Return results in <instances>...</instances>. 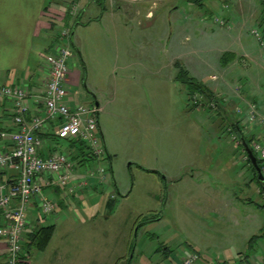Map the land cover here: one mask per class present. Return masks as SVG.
<instances>
[{"label":"rangeland","instance_id":"obj_1","mask_svg":"<svg viewBox=\"0 0 264 264\" xmlns=\"http://www.w3.org/2000/svg\"><path fill=\"white\" fill-rule=\"evenodd\" d=\"M261 1L237 2L244 11H258L239 24L246 28L237 36L257 54H264V47L251 29L264 39ZM234 2L203 0L198 6L170 0L164 7L150 6L151 27L120 14L74 26L70 74L76 83L82 77L84 82L75 97L92 104L94 96L98 103L100 136L110 155L100 164L109 179L94 191L93 217L76 205L52 215L51 247L67 248L74 259L87 253L89 260L100 258L102 250L103 264H170L174 253L189 247L212 259L244 251L259 233L263 192L231 123L243 120V135L264 141V123L250 118L249 106L258 108L246 89L264 96V81L246 77L235 68L238 58L222 51L230 42L223 33L236 27L224 15ZM184 71L219 104L191 90ZM244 113L247 119H241ZM108 198H113L111 212ZM260 242L264 245L263 237L253 248Z\"/></svg>","mask_w":264,"mask_h":264},{"label":"built area","instance_id":"obj_2","mask_svg":"<svg viewBox=\"0 0 264 264\" xmlns=\"http://www.w3.org/2000/svg\"><path fill=\"white\" fill-rule=\"evenodd\" d=\"M114 3V0H110ZM63 11L70 16L77 14L75 0H68ZM221 25L227 21L215 17ZM63 26L51 45V49L42 57L41 89L35 94L42 105L40 112H29L26 98V85L0 84V96L11 102V112L15 129L10 132L0 131V138L10 142L9 152H0V171L13 168L17 171L12 182H0V238L6 243V249L0 264H18L25 256L23 249L24 233L28 227V212L37 208L38 216L49 217L57 204L43 196V186L49 183V175H55L56 183L62 188L75 186L89 187L90 191L109 178L101 161L107 159V151L102 142L97 115L99 108L93 104L78 101L76 90L72 89L71 64L74 55L71 47V31ZM264 47L263 34L253 27ZM250 118L257 117L264 123L254 105L249 106ZM39 132H49L56 140H78L84 143L91 160L85 164V173L75 178L74 168L78 165L71 156V151L57 149L48 139L41 138ZM250 149L259 159H264V141L253 140ZM247 157V156H246ZM97 165H91L90 162ZM264 169V165H263ZM262 173L264 175V171ZM76 182V184H74ZM199 252L186 248L177 264H195L200 261ZM202 264H264V247L253 262L247 253H238L232 259L210 260Z\"/></svg>","mask_w":264,"mask_h":264},{"label":"crops","instance_id":"obj_3","mask_svg":"<svg viewBox=\"0 0 264 264\" xmlns=\"http://www.w3.org/2000/svg\"><path fill=\"white\" fill-rule=\"evenodd\" d=\"M67 1L68 0H0V84L26 85L29 95L26 98L29 112L36 111L38 113L42 109L41 103L35 96L41 89L42 57L51 49V45L56 40V36L63 26H69L72 34L76 26L80 23L86 24L87 22L88 24L92 21L101 23L104 20L105 14H107L109 18L113 15L120 14L125 17L124 20L127 19L129 22L136 21L138 26L144 24V27H151L152 21L150 20L153 19L155 13L149 10L150 6L152 7L161 3L164 7L167 6V2L170 0H114V3L110 2V0H75L77 7V14L75 16L64 13L63 7ZM181 1L191 2L190 0ZM234 1L235 7L230 8L224 15L227 20L233 23V27H236L233 33H223L230 42L226 43L225 47L227 48L224 47L222 51L233 53L235 57L238 58L235 68L240 69L242 74L246 73V75H244L252 78V80L253 78L259 79L256 82L260 84L264 81V54H260L259 52V54H257L255 50L241 46V38L237 37L239 35L241 36L240 33L243 34L246 28V25L240 27L239 24L249 20H245L247 15L252 16L257 14L258 11L256 7L251 11H244L241 3H237L238 0ZM224 3L230 2L225 1ZM168 9L169 8L166 10ZM86 12H88L89 15L87 19L84 20ZM141 17H144L145 20L143 21ZM84 21L86 22L84 23ZM73 79H75V77L71 78L73 82L72 89L76 90L77 83ZM246 89H249L250 95H253V98L249 100L255 102L258 110L264 114V96H262V93L260 91L256 92L254 87L246 86ZM246 95V91L243 90L242 96L247 98ZM245 98H240L239 100L243 102L246 100ZM242 108H244V110L247 109L244 103ZM244 117L247 119L245 113L242 115L241 119ZM239 120L240 119H238V121ZM239 124L243 125V120L239 121ZM251 127L255 129L258 125L257 123H253ZM14 129L15 123L13 122L11 112V102L8 98L0 96V131L10 132ZM254 133V131L251 132V134ZM38 135L43 139H48L47 141H50L52 146L56 144L54 141L55 138L51 133L39 132ZM59 144L62 149L68 150V147L65 146V142H59ZM10 150V142L5 138H0V152H9ZM84 163L85 162L78 164L74 168L73 174L75 178H80L84 175L86 171ZM16 176L17 171L13 168L2 170L0 171V182H12L16 179ZM55 177V175H49V183L42 188L43 196L55 201L57 204L52 215L57 213L60 209H66L71 207V205H76L77 208L86 212V215L93 217L94 213L97 211L96 205L98 204L94 193V191L97 190V185L92 191H90L89 187L86 188L85 186H75L72 190H68L70 186L62 188L56 183ZM74 184H76V182H74ZM262 200L264 201V193H262ZM52 215L49 217L38 216L37 208H31L28 212L29 222L23 239V251L26 255L24 257H26L25 259L28 264H103L104 254L102 250L100 253L103 258L93 259L92 256L89 260V254L87 253L82 254L80 259H74L71 255H68L67 248L59 247V244L55 247H51L56 232V223ZM49 224H54L55 228L47 246L43 250H38L33 246L27 248L25 245L29 234L37 227ZM262 246L264 247L260 242L257 247H254L249 252H245V250H236L232 253L213 257L214 259L210 258L208 254L202 255L200 253V261L195 264H202L210 260L232 259L238 253H248L249 259L253 262L254 259L258 258ZM5 249L6 243L0 238V261L4 257ZM26 249H28V252ZM189 249L195 250L190 247ZM177 254L179 255L178 258H176ZM177 254L174 253L173 260L170 264H177L183 252Z\"/></svg>","mask_w":264,"mask_h":264},{"label":"trees","instance_id":"obj_4","mask_svg":"<svg viewBox=\"0 0 264 264\" xmlns=\"http://www.w3.org/2000/svg\"><path fill=\"white\" fill-rule=\"evenodd\" d=\"M190 1L195 3L198 6H201L202 2H203V0H190ZM261 5H262V13L261 14H262L263 20H264V0L261 1ZM263 30H264V28H262V31ZM230 56H233V55H230ZM182 72L183 71H181V73ZM184 72L186 74V83L188 84V87L191 90H195V91L201 92V94L207 99V101L214 100L211 91L203 83L195 80L192 77H188L187 76V71H184ZM218 102L215 101L216 104ZM231 129L233 131L236 130V132H238V135L240 136L239 139L242 136L244 138V140L246 141V143L248 144V146H250L251 142L253 141V138H247L245 135H243L242 129H241L240 125H239V121H236V120L234 121L233 120V122L231 123ZM54 141L56 143L54 145V147L57 148V149H60V148L62 149V147H60L61 145L59 144V142H62V143L65 142L66 143L65 146L68 147L69 151H71L70 152L71 156H72V158L74 160H76L77 164H82L83 162L88 163L91 160V157H89V154H88V152L86 150V147H85L84 143H82V142H80L78 140L60 141V140H56L55 139ZM239 144L242 146V143H239ZM107 158L110 159V155L108 153H107ZM247 163L250 165V167L254 171V168L251 165L249 158H247ZM257 163L262 169V167L264 165V159L257 158ZM257 183H258V185L260 187V192L262 191L264 193V190H263L264 183H261L260 181H258V179H257ZM112 199L113 198H108L107 199V203H106L107 204V208L109 209V212H111V210L113 208ZM261 206L263 207L264 204L261 205ZM149 219H151V218L150 217L147 218V220H149ZM54 228H55L54 224H49V225H44V226L37 227L35 230H33L29 234L28 240H27V243H26L25 246H27V248H29L30 246H33L34 248H36L38 250H43L47 246V244H48V242H49V240H50V238H51V236L53 234ZM261 237L264 238V222H263L262 226L260 227L259 233L252 235L251 238L248 240V245H247V249L245 250V252L251 251L253 246H254V243L257 242L259 240V238H261ZM26 251L28 252V249H26ZM25 258L26 257L21 258V260L18 262V264H28Z\"/></svg>","mask_w":264,"mask_h":264},{"label":"water","instance_id":"obj_5","mask_svg":"<svg viewBox=\"0 0 264 264\" xmlns=\"http://www.w3.org/2000/svg\"><path fill=\"white\" fill-rule=\"evenodd\" d=\"M95 107H98V103L95 101L94 104H93ZM98 130H99V133H101L100 131V127H99V124H98ZM102 136V134H100ZM241 143H242V146L244 148V151L247 155V157L249 158L250 160V163L251 165L253 166L256 174H257V179L258 181H260L261 183H264V175L262 173V169L261 167L258 165L257 163V157L255 156V154L253 153V151L250 149V147L248 146V144L246 143V141L244 140V138L241 136ZM104 144V142H103ZM149 171H152L151 169H148ZM155 170H153L152 172H154ZM263 190H264V186H263Z\"/></svg>","mask_w":264,"mask_h":264},{"label":"flooded vegetation","instance_id":"obj_6","mask_svg":"<svg viewBox=\"0 0 264 264\" xmlns=\"http://www.w3.org/2000/svg\"><path fill=\"white\" fill-rule=\"evenodd\" d=\"M80 84H83V86H84V82L82 83V78H81L80 82L77 83V88L80 86ZM92 99L95 102V97L94 96H92ZM93 101H92V104H93Z\"/></svg>","mask_w":264,"mask_h":264}]
</instances>
